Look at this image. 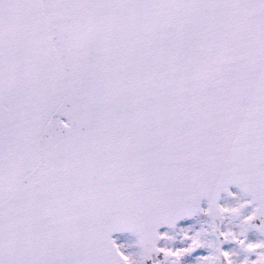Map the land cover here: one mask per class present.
Here are the masks:
<instances>
[{
  "label": "snow or ice",
  "instance_id": "1",
  "mask_svg": "<svg viewBox=\"0 0 264 264\" xmlns=\"http://www.w3.org/2000/svg\"><path fill=\"white\" fill-rule=\"evenodd\" d=\"M0 264H264V0H0Z\"/></svg>",
  "mask_w": 264,
  "mask_h": 264
}]
</instances>
